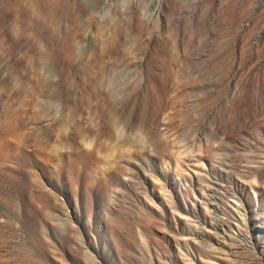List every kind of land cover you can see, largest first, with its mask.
<instances>
[{
  "label": "rangeland",
  "instance_id": "374dc122",
  "mask_svg": "<svg viewBox=\"0 0 264 264\" xmlns=\"http://www.w3.org/2000/svg\"><path fill=\"white\" fill-rule=\"evenodd\" d=\"M261 0H0V264H264Z\"/></svg>",
  "mask_w": 264,
  "mask_h": 264
},
{
  "label": "bare ground",
  "instance_id": "6f19581e",
  "mask_svg": "<svg viewBox=\"0 0 264 264\" xmlns=\"http://www.w3.org/2000/svg\"><path fill=\"white\" fill-rule=\"evenodd\" d=\"M261 2L263 3L262 6H264V0H261Z\"/></svg>",
  "mask_w": 264,
  "mask_h": 264
}]
</instances>
